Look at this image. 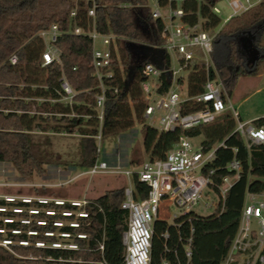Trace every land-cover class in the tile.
<instances>
[{"label":"trees","instance_id":"trees-1","mask_svg":"<svg viewBox=\"0 0 264 264\" xmlns=\"http://www.w3.org/2000/svg\"><path fill=\"white\" fill-rule=\"evenodd\" d=\"M77 15H69L74 2L70 0H49L46 8L42 0H0V161L10 162L15 170L25 176L41 174L47 164L63 163L52 148L51 136L34 132L47 128L71 132L78 130L77 161L80 168L90 167L98 158L97 139L99 120L95 116V93L99 91V81L91 75L92 42L86 34H72L68 30L75 21L83 30H89L94 22L98 31L112 33L114 46L109 70L110 77H105L106 99L101 122V135H115L117 132L142 125V143L148 159L164 157L178 140L180 134L201 137L204 149H209L224 140L215 150L214 159L207 166L215 167L214 179L231 173L224 166L233 157L241 163L239 177L226 192L224 203L209 215L181 216L175 222L156 219L153 223L149 264H221L226 256L231 240L235 235L241 217L247 192L264 193V143L253 142L247 147L245 139L235 130L237 118L230 108H226L208 123L189 128L161 130L145 123L143 117L146 101L142 98L140 81L142 69L153 55L142 54L139 41L161 42L159 32L162 21L153 18L147 0H97L95 15L87 14L88 3L76 0ZM217 0L183 1L182 6L191 14L184 19L193 22L197 13L204 19L202 26L213 31L220 23V17L210 10V5ZM60 4H64L59 7ZM141 21L153 27L143 28ZM57 22L64 31L56 43L61 49V62L52 61L42 64L44 42L38 32ZM136 45L137 47L133 46ZM15 54L17 59L11 62L9 57ZM154 54V52H153ZM216 72L222 80L225 90L230 94L241 75L264 72V0H259L241 13L232 16L216 31L213 37L211 53ZM164 59L163 63H167ZM64 75L76 90L72 100L64 103L41 102L36 98H59L63 95L60 76ZM211 65L208 73L204 64L190 66L179 77L180 85L188 95L204 89L207 76H215ZM160 92L170 85V76L163 72L159 76ZM117 87V91H114ZM30 98V99H26ZM204 105L203 102L186 100L181 105L182 111H191ZM33 112L31 113V111ZM60 111L59 123H43L40 112ZM73 114V115H69ZM256 126H264V115L252 120ZM235 148V150H234ZM133 195L136 199L147 194L148 186L138 178L131 177ZM124 187L108 189L102 194L89 198L85 205L88 216L77 217V227L52 223L54 218H66L60 214H47L45 206L74 208L65 203L56 204L33 202L41 211L30 215L31 221L19 220L5 222L2 215L14 217L29 215L26 211H0V238L9 237L15 241L8 247L0 244V264H109L122 260V235L126 228V214L121 208L124 199ZM42 194V193H41ZM47 196L45 194H42ZM0 203H6L0 199ZM27 206L21 200L9 202ZM37 217H44L47 223L36 222ZM67 218H73L67 217ZM180 222V223H178ZM17 227L14 233L11 228ZM33 228L38 232L28 234ZM45 229H65L84 231L88 237H75L78 248H59L36 246L37 239L51 242L59 239L56 235H45ZM190 238V256L186 255V245ZM19 239H28L31 243H17ZM103 241V248H97Z\"/></svg>","mask_w":264,"mask_h":264},{"label":"built area","instance_id":"built-area-1","mask_svg":"<svg viewBox=\"0 0 264 264\" xmlns=\"http://www.w3.org/2000/svg\"><path fill=\"white\" fill-rule=\"evenodd\" d=\"M88 3L87 14L95 15L98 5L97 0H81ZM183 1L188 0H154L151 7L153 18L162 21L159 36L161 42H151L154 48H163L162 61L167 59L159 67L153 61H147L142 69L143 78L140 81L142 87V98L146 101L143 117L149 125L161 130H173L175 128H189L202 123H208L216 118L226 108H231L232 113L237 118L235 130L245 139L247 147L251 143H264V126H256L251 121H242L238 112L227 103V92L224 84L218 76L211 53L213 50V37L216 31L232 16L241 13L259 0H225L229 7V12L222 16V9L215 3L210 5V10L220 17L218 28L208 31L203 28V17L197 13V19L193 22L184 19L185 15L191 14L182 6ZM200 2L201 0H196ZM146 5H149L146 2ZM78 4L74 2L69 11V15L76 17ZM148 29L153 26L147 24ZM72 34H86L92 42L91 49V75L99 81V91L95 93L94 106L95 116L99 120L98 131L94 135L100 140L101 122L104 115V103L106 99L103 79L110 77L112 71L109 66L112 61V48L114 46V35L112 33L100 32L96 29L94 22L89 30L83 28L75 21L68 30ZM64 31L60 29L57 22H52L48 27L41 29L38 35L44 42L42 52V64L52 61L61 62V49L56 41ZM153 57L159 58L160 52L155 50ZM11 62H15L17 57L12 54L9 57ZM204 64L208 73L209 65L212 66L215 76H207L204 89L200 92L188 95L181 91L179 77L186 73V70L195 64ZM167 72L170 76V85L166 91L160 92L161 81L159 76ZM184 72V73H182ZM60 87L63 90V97L72 99L76 90L69 84L64 75L60 78ZM117 91V87H114ZM203 102L204 105L191 111H182L181 105L184 101ZM219 145H225L224 140L216 143L209 149H204L202 142H195L193 137L180 134L178 140L168 150L164 157L144 160L137 168H120L110 166L104 159L97 160L84 172L96 174L100 172L122 171L128 177H132L135 172L138 178L148 186L147 194L136 199L133 195L132 181L124 187V199L121 201V208L126 214V228L123 231V253L122 260L109 264H149L151 236L153 223L156 219L175 222L181 216L201 215L194 210V206L200 205L203 208H212L214 213L218 206H222L229 187L239 177L241 163L233 157L224 166L231 173L224 174L220 180L214 179L215 167L207 166L215 157V150ZM235 150V148H234ZM0 199L6 203H0V211L24 212L29 215L14 217L12 215H2L5 222L19 220L24 223L31 221L30 215L41 211L39 206L33 202L48 203L53 201L56 204L69 203L74 208H60L45 206L44 212L47 214H60L66 218H54L52 223L57 226L69 225L77 227L80 225L77 217L88 216L85 205L90 202L86 197H50L44 195H19L13 193H0ZM21 200L29 203L27 206L10 204L9 202ZM73 218H67V217ZM253 219H256V226ZM36 222L47 223L46 218L37 217ZM180 223V222H178ZM5 229L0 227V232ZM17 233L19 228H11ZM28 234H36L38 231L33 228L26 230ZM45 235H56L59 239L46 242L42 239L34 241L36 246H53L59 248H78L79 244L75 237L84 238L88 234L84 231H69L65 229H45ZM190 238L186 245V255L189 257ZM15 241L9 237L0 238V244L9 246ZM19 244L29 245L28 239H19ZM97 248H103V241L98 242ZM163 264H167L166 261ZM221 264H264V193L247 192L242 208L240 222L235 235L233 236L228 252Z\"/></svg>","mask_w":264,"mask_h":264},{"label":"rangeland","instance_id":"rangeland-1","mask_svg":"<svg viewBox=\"0 0 264 264\" xmlns=\"http://www.w3.org/2000/svg\"><path fill=\"white\" fill-rule=\"evenodd\" d=\"M70 1L73 3L76 0ZM147 3L152 7L154 0H147ZM48 4L49 0H42L43 8H46ZM63 5L60 4L59 7ZM217 5L223 11L222 16L229 12L225 0H219ZM218 26L219 24L216 28ZM137 44L140 45L142 54L153 55L154 50L149 39L139 41ZM258 80V76L240 77L233 95L230 96L231 102L240 112L243 120L264 110V86L258 89L256 87L259 84ZM236 99L237 102H235ZM145 123H147L146 119ZM60 131L62 133L49 134L53 131L48 128L43 131L34 130L41 135L49 134L51 136L52 148L63 163L47 164L43 173L25 177L19 174L10 162L0 161V193L94 198L108 189L128 186L131 183L130 176L128 177L120 170L92 175L84 172L86 169L80 168L75 163L79 142L78 130L74 127L71 132L64 129ZM200 138L195 137L194 141L198 142ZM142 139L143 130L139 123L119 131L115 135L102 136L100 140H97L98 158L101 156L110 166L133 170L148 159V152L144 149ZM194 210L201 215H209L213 212L212 208H203L200 205L194 206ZM253 222L256 226V219H253Z\"/></svg>","mask_w":264,"mask_h":264},{"label":"crops","instance_id":"crops-1","mask_svg":"<svg viewBox=\"0 0 264 264\" xmlns=\"http://www.w3.org/2000/svg\"><path fill=\"white\" fill-rule=\"evenodd\" d=\"M242 76H258L259 77V80H258V85L256 86L258 89H259V87H262V86H264V72H262V73H258V74H245V75H241V76H239L238 77V79H237V82H236V84H235V86H234V88H233V90H232V92L230 93V94H228L227 93V95H228V98H227V103L232 107V108H234L237 112H238V118L240 119V120H242V121H251L252 122V120L253 119H255V118H257V117H259V116H263L264 115V110H262L263 112H259V113H257V114H254V115H252V116H248L247 118H245L244 120H243V118H242V116H241V114H240V112L237 110V108L233 105V103L231 102V100H230V96H232L233 95V92H234V90H235V88H236V86H237V84H238V82H239V80H240V77H242ZM179 85H180V83H179ZM183 86V87H182ZM180 89H181V91L183 92V90H184V85H180ZM185 93V92H184ZM248 97V95L246 96V98ZM26 99H30V98H26ZM36 100L38 101V103H41V102H44V101H46V102H50L51 104L52 103H56V102H58V101H63L64 103H66V102H69V101H71L72 99H68V98H64L63 96L62 97H59V98H43V97H38V98H36ZM235 102H237V99L235 100ZM229 108V107H228ZM231 109V108H230ZM33 112V110L31 111V113ZM40 115L42 116V118L44 119V120H42L43 121V123H45V124H47V125H53L54 123H59V119H60V117H61V112L60 111H55V112H48V111H46V110H43V111H41L40 112ZM69 115H73V114H69ZM52 122V123H49V122ZM48 129H51L53 132H51V133H49V134H55V133H62L61 131L59 132V131H56V130H53V128H48ZM99 159H104V158H102L101 156L99 157ZM105 160V159H104ZM106 161V160H105ZM107 162V161H106ZM108 163V162H107ZM109 164V163H108Z\"/></svg>","mask_w":264,"mask_h":264},{"label":"water","instance_id":"water-1","mask_svg":"<svg viewBox=\"0 0 264 264\" xmlns=\"http://www.w3.org/2000/svg\"><path fill=\"white\" fill-rule=\"evenodd\" d=\"M141 25L143 28H146L147 26V22L146 21H141ZM153 50H157L160 52V57L159 58H155L153 57V62H155L159 67H162L163 66V61H162V56L164 54V49L163 48H154L153 47Z\"/></svg>","mask_w":264,"mask_h":264}]
</instances>
